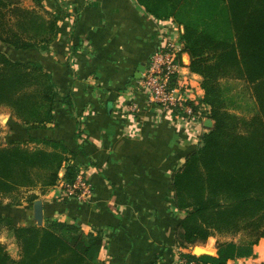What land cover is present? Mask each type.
Wrapping results in <instances>:
<instances>
[{
  "label": "trees",
  "instance_id": "1",
  "mask_svg": "<svg viewBox=\"0 0 264 264\" xmlns=\"http://www.w3.org/2000/svg\"><path fill=\"white\" fill-rule=\"evenodd\" d=\"M137 1L156 19H175L183 26V51L191 57V71L203 77V100L211 105L215 121L172 176L176 206L185 213L175 229L176 242L194 247L214 230L246 229L256 235L254 241L221 242L215 256L192 252L188 256L199 264H229L255 256L264 225V0ZM23 3L0 0V31L7 33L5 37L0 33V40L25 50L37 47L35 41L45 46L59 33L61 15ZM20 27L40 38L23 37L16 29ZM225 78L249 84L256 102L250 120L228 110ZM59 97L53 74L42 64L13 60L0 50V105L8 106L22 123L38 128L54 122ZM28 141L36 146L14 140L5 145L0 140V195L52 187L61 178L76 180L81 169L73 162L76 153L68 144L33 136ZM37 198L31 195L29 201ZM5 226L20 245L21 255L12 257L0 241V264H110L101 258L103 233L86 232L78 222L46 219L43 226L18 225L0 212V234Z\"/></svg>",
  "mask_w": 264,
  "mask_h": 264
},
{
  "label": "crops",
  "instance_id": "2",
  "mask_svg": "<svg viewBox=\"0 0 264 264\" xmlns=\"http://www.w3.org/2000/svg\"><path fill=\"white\" fill-rule=\"evenodd\" d=\"M29 6L62 19L49 49H21L18 59L34 55V61L44 64L60 97L54 122L38 128L18 122L6 134L10 141L30 136L64 141L93 185L91 199L82 202L65 195L61 178L41 196L45 220L78 222L86 232L100 230L101 258L110 264H177L179 251L189 250L175 238L184 212L176 206L172 176L199 146L208 119L192 131L183 129L149 101L136 74L166 32L179 34L180 28L156 19L137 0H31ZM180 58L181 77L200 101L203 77L191 71L189 53L183 51ZM64 174L62 169L60 176ZM35 201L11 208L18 225L36 223ZM215 243L210 236L206 247L216 249ZM229 264H264V236L255 244V256Z\"/></svg>",
  "mask_w": 264,
  "mask_h": 264
},
{
  "label": "rangeland",
  "instance_id": "3",
  "mask_svg": "<svg viewBox=\"0 0 264 264\" xmlns=\"http://www.w3.org/2000/svg\"><path fill=\"white\" fill-rule=\"evenodd\" d=\"M30 2H31V0H24V3L22 5L30 8V7H32V6H29ZM39 11H41L42 14H44V15L46 14V12L43 11V9H41V8L39 9ZM173 20L175 22H177L175 19H173ZM16 29H18L20 31L19 33H21V35L23 37L30 39L31 41H35L32 39L38 40L40 38V37H33L34 36V34H32L33 31L26 30L25 27L24 28L20 27V28H16ZM43 31H42V33H44V35H45L46 29H44ZM11 32L12 31L9 30L8 34H10ZM178 32H179V29H178ZM0 33H2L4 35V37L7 35V33L3 32V31H0ZM168 33L169 32L167 31L166 35H168ZM56 35H57V31H56L55 36ZM179 35L182 38L181 31L179 32ZM49 36H51V34L48 35V37ZM51 42L45 44V46H44L43 43L35 41V45H38V46L30 48V49L45 51L46 49L50 48ZM181 42H183L185 44V41L183 38L181 39ZM0 46H2V47H0V50H2L4 53H6L13 60H21L23 62H28V63L32 62L35 64H37V63L42 64L39 61H34L35 60L34 55L33 56H25L22 59H18V58H20L18 55V52L21 49H18L9 43H6V42H3L0 40ZM43 47H45V48H43ZM23 50H25V49H23ZM42 66L44 67L45 65L42 64ZM44 69L46 71H48L45 67H44ZM53 81H55L54 77H53ZM222 86H223V94H224V97L226 100L228 110L231 111L232 113H235L237 116L242 117V119H244L245 121L250 120L251 117L256 112V102H255V99L252 95V90H251L249 84L247 82H245L244 80L235 79V78H225L222 80ZM191 89H194V88L192 87ZM187 101H189V103H191V104L193 103L192 101H190V99H188ZM202 103H204L205 105H202ZM196 104H197V108L201 112L200 119L202 120L204 118H207L208 120L209 119L212 120V123H213L212 126L207 127L208 130L211 129L215 124V121L211 117V113H212L211 105L209 103H207L205 100H203L202 98L200 101L199 100H198V102L196 101ZM180 112L182 114V111L180 109L176 108V112L174 114V120L177 123H178L177 116L179 115ZM8 120L10 123H8ZM18 122H22V120L19 119L16 116V114L13 113L12 110L8 106L0 105V140H1L2 144L6 145L10 142L8 135L6 133L8 131H10L11 129H13L15 127V123H18ZM29 127H31V126L29 125ZM182 127L184 129V126H182ZM28 140H29V138L26 140H23V142L27 141V144L29 145L30 148L36 146L35 143H33L32 141H28ZM176 171H177V169H176ZM57 184H59V183H57ZM49 188L50 187L37 186L33 189H22V191L19 194H14L12 196L0 195V212L3 213L5 216L11 217L14 220V222L17 224L15 219L12 216H10V214H9L11 208L14 206L22 205L24 202H29V197H31V195H34V194L38 196L37 199H41V196L46 194L48 192ZM31 191H34V192H31ZM183 216H185V213H183ZM259 231H262V236L259 237L258 242L264 236V225L262 226V229H260ZM212 236H214L216 238V243H215L216 249H211V248L206 247V243L208 242V239L205 241H201L203 243H199L197 245L203 246L207 249L214 250L215 252H217V246L221 242L232 241V240L237 241V242H249V241L251 242L257 238L255 234L250 233V231L246 230V229H241V230L231 231V232H222V231L214 230L212 233ZM0 241L6 246L7 250L9 251V253L11 254L12 257L20 258V255H21L20 245L18 244V242H17L15 236L13 235L12 231L9 230L8 228H6V226L2 227L1 234H0ZM194 247L188 246L187 249L189 251H188V253L187 252H185V253H187V255H189V253L191 252L192 249H194ZM179 253L183 254L184 252L182 250H180Z\"/></svg>",
  "mask_w": 264,
  "mask_h": 264
},
{
  "label": "built area",
  "instance_id": "4",
  "mask_svg": "<svg viewBox=\"0 0 264 264\" xmlns=\"http://www.w3.org/2000/svg\"><path fill=\"white\" fill-rule=\"evenodd\" d=\"M167 20L171 22V25L178 26L180 31L183 28L173 19ZM174 33L173 31L169 32L164 40L156 46L147 60L145 70L142 73V78L138 80V84L146 92L149 100L159 105L172 119H174L176 108L180 109L182 114L180 112L177 116L178 123L182 124L185 129L188 128L192 131V127L202 124L205 118L200 119L201 112L196 104L198 98L191 89V84L181 77L182 63L180 55L183 52L184 43L181 42V36L177 32ZM188 99L193 103H189ZM202 105L205 104L202 103ZM63 192L69 198L85 202L90 200L93 195V185L80 172L74 182H64ZM191 252L194 254L193 249ZM177 264H199V262L184 252L179 254Z\"/></svg>",
  "mask_w": 264,
  "mask_h": 264
},
{
  "label": "water",
  "instance_id": "5",
  "mask_svg": "<svg viewBox=\"0 0 264 264\" xmlns=\"http://www.w3.org/2000/svg\"><path fill=\"white\" fill-rule=\"evenodd\" d=\"M145 63L143 62L139 68H138V72L136 74L137 78H142V73L145 70ZM212 120L209 119L206 122L207 127H211L212 126ZM34 211H35V220L38 226H43L45 224V213H44V202L42 199H37L34 203ZM194 254L200 256V255H215V252L200 246V245H196L193 249Z\"/></svg>",
  "mask_w": 264,
  "mask_h": 264
}]
</instances>
